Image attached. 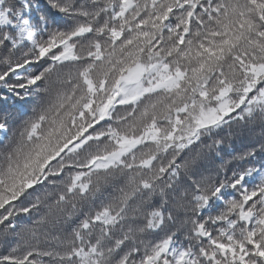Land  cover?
Masks as SVG:
<instances>
[{
  "label": "snow or ice",
  "instance_id": "obj_1",
  "mask_svg": "<svg viewBox=\"0 0 264 264\" xmlns=\"http://www.w3.org/2000/svg\"><path fill=\"white\" fill-rule=\"evenodd\" d=\"M45 4L0 0V264H264V0Z\"/></svg>",
  "mask_w": 264,
  "mask_h": 264
},
{
  "label": "trees",
  "instance_id": "obj_2",
  "mask_svg": "<svg viewBox=\"0 0 264 264\" xmlns=\"http://www.w3.org/2000/svg\"><path fill=\"white\" fill-rule=\"evenodd\" d=\"M40 4L42 7H46L45 0H40ZM54 15H57L58 19L60 18L58 16V14H54ZM25 109L30 114L31 105L30 104L25 105ZM5 117H8L10 121H11V119L15 118V119H17V122L19 120L24 119V115L17 112L16 107L12 104L11 101H9V103L7 105L0 104V120H3ZM260 131H261L260 128L257 127L255 129L254 133H248L247 131H245L243 134H237L236 136L227 140L225 143V146H224L225 150L222 153L224 160H228L230 158L228 155L229 151H231V150H235V151L243 150V148L246 145H248L252 139L259 136ZM219 163H220V161L216 160L215 166H218ZM33 219H35V214H33V216H31V217L27 216L26 214H21L17 218V223L20 226H24V225L31 224ZM9 242H11V237H9ZM0 243H3L2 237H0ZM0 250H3V249H0Z\"/></svg>",
  "mask_w": 264,
  "mask_h": 264
}]
</instances>
